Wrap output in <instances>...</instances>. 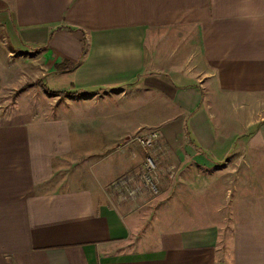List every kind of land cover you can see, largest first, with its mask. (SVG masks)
I'll list each match as a JSON object with an SVG mask.
<instances>
[{
	"label": "crops",
	"instance_id": "1",
	"mask_svg": "<svg viewBox=\"0 0 264 264\" xmlns=\"http://www.w3.org/2000/svg\"><path fill=\"white\" fill-rule=\"evenodd\" d=\"M0 20L14 49L66 67L53 85L137 99L86 110L105 124L67 183L44 127L0 113V264H264V200L246 183L264 171V124L226 129L210 108L221 91L264 94V0H0ZM143 156L166 186L152 199Z\"/></svg>",
	"mask_w": 264,
	"mask_h": 264
},
{
	"label": "rangeland",
	"instance_id": "2",
	"mask_svg": "<svg viewBox=\"0 0 264 264\" xmlns=\"http://www.w3.org/2000/svg\"><path fill=\"white\" fill-rule=\"evenodd\" d=\"M37 53L38 51H18L14 49L8 40H5L4 27H2L0 20V113L6 115L9 120L12 119L11 123L14 126L21 124L23 126L29 125L30 128L35 126L44 127L42 134L45 139V145L52 146L56 152L52 161L54 163V166L52 165L54 168L53 173L55 174L54 178L57 183L64 180H66L64 183H67L69 179L85 177V154L83 152L85 145L89 142L86 135L91 129H101L105 124L99 120V117H96L93 122L87 121L83 114L86 110L100 109L103 106L100 102L101 99H120L125 97L135 99L133 98L135 92L130 90L126 94L127 96H124L125 94L122 90L124 87H119L113 92L96 90L88 92L89 94H84L70 86L53 85L50 82L52 74L49 73H55L58 70L63 71L66 67L53 66L45 58L38 57ZM258 94L263 96L261 97ZM88 97L95 100L90 102ZM215 97L214 101L220 103V105L210 108L217 125L221 124L222 127H227L226 129L234 130L242 128L245 124H251L249 120H252V126L246 130L247 134H251L264 124L263 93L257 92V94L254 93L251 96L244 97V94L238 92L233 94L229 90H225ZM21 111L27 113L28 118L21 115ZM38 120L42 121L39 122ZM104 121L111 128H117L118 126L116 124V116L109 119L104 117ZM144 130L150 131L153 129ZM150 136L155 135L151 133ZM133 138L135 139L136 137H131L130 140H133ZM138 138L144 137L138 136ZM236 141L237 144H244L241 138ZM152 142L153 140L151 144ZM143 160L147 164V160L145 158ZM247 172L251 176L249 178L251 180L246 182L247 189L250 192H254L256 197L257 195L262 196L264 200V178H262L264 171L252 170ZM165 188V184H160L153 187H142L141 191L152 199L162 194ZM244 190L245 185L241 183L239 191L242 192ZM134 201L130 202L128 200L127 203L134 204L137 207L135 211L142 206L143 208L139 209V214H141L143 209L144 211L148 209L143 206L145 204L140 203L141 201Z\"/></svg>",
	"mask_w": 264,
	"mask_h": 264
},
{
	"label": "built area",
	"instance_id": "3",
	"mask_svg": "<svg viewBox=\"0 0 264 264\" xmlns=\"http://www.w3.org/2000/svg\"><path fill=\"white\" fill-rule=\"evenodd\" d=\"M154 139V136H146L144 138H138L137 141L143 147H149L151 145V141ZM154 170L153 162L150 159H147L146 169L142 175V182L146 186L153 187L155 184L151 181L150 175ZM119 193L127 194V196L132 197L135 194V190L133 187L129 186L128 179L122 180L118 185Z\"/></svg>",
	"mask_w": 264,
	"mask_h": 264
}]
</instances>
